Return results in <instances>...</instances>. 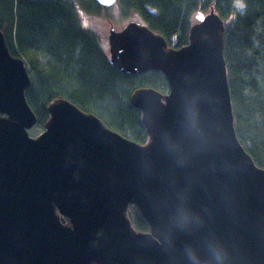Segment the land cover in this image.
<instances>
[{
    "label": "water",
    "instance_id": "water-1",
    "mask_svg": "<svg viewBox=\"0 0 264 264\" xmlns=\"http://www.w3.org/2000/svg\"><path fill=\"white\" fill-rule=\"evenodd\" d=\"M196 21L179 50L137 22L109 32L118 71L170 85L132 95L144 146L63 99L31 138V78L0 30V264H264V169L236 133L225 22L214 8Z\"/></svg>",
    "mask_w": 264,
    "mask_h": 264
},
{
    "label": "trees",
    "instance_id": "trees-1",
    "mask_svg": "<svg viewBox=\"0 0 264 264\" xmlns=\"http://www.w3.org/2000/svg\"><path fill=\"white\" fill-rule=\"evenodd\" d=\"M244 3L243 12L234 0H117L116 7L123 15L138 14L175 50L189 43L196 16L215 9L225 22L224 57L236 133L256 166L264 169V0ZM81 11L110 18L111 9L95 0H0V30L31 78L26 100L44 128L50 104L63 99L144 146L149 136L132 95L143 88L166 95L168 80L156 71L142 75L118 71L97 34L82 23ZM128 218L136 231L150 232L136 205L130 206Z\"/></svg>",
    "mask_w": 264,
    "mask_h": 264
},
{
    "label": "rangeland",
    "instance_id": "rangeland-1",
    "mask_svg": "<svg viewBox=\"0 0 264 264\" xmlns=\"http://www.w3.org/2000/svg\"><path fill=\"white\" fill-rule=\"evenodd\" d=\"M32 1H42V0H32ZM112 7L113 9H111L110 11V18H108L107 15L105 14L104 16H101V15H96V14L92 15V14L85 13V12L82 13V23L85 26L90 27L97 34L101 48L109 56H110V53H109V49H110L109 32L110 30L114 28L116 31L119 32V31H122L131 22H137V23L141 22L138 14L132 15V16L123 15L122 12L119 11L118 8L116 7V4L115 6H112ZM194 22H196V18ZM44 131H45V128L43 127V125L38 124L32 130H30L29 135L31 138H37L41 134H43Z\"/></svg>",
    "mask_w": 264,
    "mask_h": 264
},
{
    "label": "clouds",
    "instance_id": "clouds-1",
    "mask_svg": "<svg viewBox=\"0 0 264 264\" xmlns=\"http://www.w3.org/2000/svg\"><path fill=\"white\" fill-rule=\"evenodd\" d=\"M234 6L241 12H243L246 8L244 0H234ZM217 259H219V257H217Z\"/></svg>",
    "mask_w": 264,
    "mask_h": 264
},
{
    "label": "flooded vegetation",
    "instance_id": "flooded-vegetation-1",
    "mask_svg": "<svg viewBox=\"0 0 264 264\" xmlns=\"http://www.w3.org/2000/svg\"><path fill=\"white\" fill-rule=\"evenodd\" d=\"M77 5H79V4H77ZM107 9H113V7H111V8H107ZM117 9V8H116ZM85 11H81L80 12V14H82V13H84ZM140 24H143L142 22H140ZM144 25V24H143ZM142 215V214H141ZM144 218V217H143ZM147 222V221H146ZM138 232V231H137ZM140 233V232H139ZM143 234H145V233H143Z\"/></svg>",
    "mask_w": 264,
    "mask_h": 264
},
{
    "label": "snow or ice",
    "instance_id": "snow-or-ice-1",
    "mask_svg": "<svg viewBox=\"0 0 264 264\" xmlns=\"http://www.w3.org/2000/svg\"><path fill=\"white\" fill-rule=\"evenodd\" d=\"M105 2H109V3H110V2H111V0H105Z\"/></svg>",
    "mask_w": 264,
    "mask_h": 264
}]
</instances>
